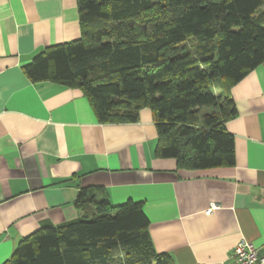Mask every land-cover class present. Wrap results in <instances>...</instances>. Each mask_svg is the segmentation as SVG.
Segmentation results:
<instances>
[{"label":"crops","instance_id":"1","mask_svg":"<svg viewBox=\"0 0 264 264\" xmlns=\"http://www.w3.org/2000/svg\"><path fill=\"white\" fill-rule=\"evenodd\" d=\"M79 36L76 0H0V264L39 228L77 219L87 186L113 205L142 202L153 247L174 264H240V239L264 254V61L229 89L234 164L184 169L155 156L149 108L100 123L79 89L29 80L36 53Z\"/></svg>","mask_w":264,"mask_h":264},{"label":"trees","instance_id":"2","mask_svg":"<svg viewBox=\"0 0 264 264\" xmlns=\"http://www.w3.org/2000/svg\"><path fill=\"white\" fill-rule=\"evenodd\" d=\"M76 3L80 36L36 53L23 65L29 80L79 89L100 123L136 122L149 108L154 154L179 168L233 165L229 89L264 61V0ZM74 205L77 219L22 238L2 264H174L153 247L142 202L113 205L87 186Z\"/></svg>","mask_w":264,"mask_h":264},{"label":"built area","instance_id":"3","mask_svg":"<svg viewBox=\"0 0 264 264\" xmlns=\"http://www.w3.org/2000/svg\"><path fill=\"white\" fill-rule=\"evenodd\" d=\"M216 207L215 203H211L205 213L210 214ZM233 255L240 264H260L264 262V254H259L257 248L249 241L240 239L233 248Z\"/></svg>","mask_w":264,"mask_h":264},{"label":"rangeland","instance_id":"4","mask_svg":"<svg viewBox=\"0 0 264 264\" xmlns=\"http://www.w3.org/2000/svg\"><path fill=\"white\" fill-rule=\"evenodd\" d=\"M191 41H193V40H191ZM187 43L190 44V40H189V42L187 41ZM113 252H114V254H112V259L115 260V261L120 260L121 257L123 256V253H124L123 250H121L120 248L119 249H115Z\"/></svg>","mask_w":264,"mask_h":264}]
</instances>
